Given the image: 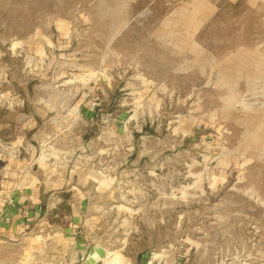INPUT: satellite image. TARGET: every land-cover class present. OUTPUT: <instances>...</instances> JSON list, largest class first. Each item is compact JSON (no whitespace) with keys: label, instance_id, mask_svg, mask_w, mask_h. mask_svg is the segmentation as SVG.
<instances>
[{"label":"rangeland","instance_id":"1","mask_svg":"<svg viewBox=\"0 0 264 264\" xmlns=\"http://www.w3.org/2000/svg\"><path fill=\"white\" fill-rule=\"evenodd\" d=\"M33 98L103 264H264V0H0V120ZM58 236L3 255L66 264Z\"/></svg>","mask_w":264,"mask_h":264},{"label":"crops","instance_id":"2","mask_svg":"<svg viewBox=\"0 0 264 264\" xmlns=\"http://www.w3.org/2000/svg\"><path fill=\"white\" fill-rule=\"evenodd\" d=\"M41 102L24 101L14 126L0 120V264H7L3 249L17 245L6 238L44 230L58 232L63 263L103 264L86 231H81L83 206L69 202L86 199L88 185L96 181L81 165L47 156L53 147L35 141L44 137L49 116L37 106ZM65 216L75 223L56 224ZM71 246L77 253L72 261L66 258ZM33 263V257L15 259V264Z\"/></svg>","mask_w":264,"mask_h":264}]
</instances>
